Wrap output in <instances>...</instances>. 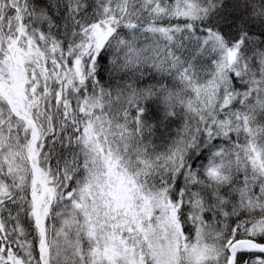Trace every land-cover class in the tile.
<instances>
[{"label":"snow or ice","instance_id":"6c2138e0","mask_svg":"<svg viewBox=\"0 0 264 264\" xmlns=\"http://www.w3.org/2000/svg\"><path fill=\"white\" fill-rule=\"evenodd\" d=\"M0 264H264V0H0Z\"/></svg>","mask_w":264,"mask_h":264}]
</instances>
